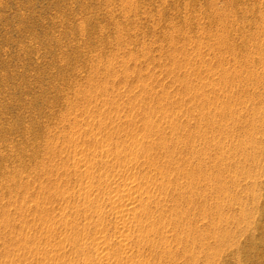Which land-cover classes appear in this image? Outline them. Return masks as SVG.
Segmentation results:
<instances>
[{
	"label": "rangeland",
	"instance_id": "1",
	"mask_svg": "<svg viewBox=\"0 0 264 264\" xmlns=\"http://www.w3.org/2000/svg\"><path fill=\"white\" fill-rule=\"evenodd\" d=\"M0 264H264V0H0Z\"/></svg>",
	"mask_w": 264,
	"mask_h": 264
},
{
	"label": "bare ground",
	"instance_id": "2",
	"mask_svg": "<svg viewBox=\"0 0 264 264\" xmlns=\"http://www.w3.org/2000/svg\"><path fill=\"white\" fill-rule=\"evenodd\" d=\"M121 207H122V206H121ZM122 208H123V207H122ZM122 208H121V209H122ZM134 209H135V208H134ZM119 210H120V209H119ZM122 210H123V209H122ZM124 210H125V209H124ZM123 216H125V215H123ZM124 219H125V217H124Z\"/></svg>",
	"mask_w": 264,
	"mask_h": 264
}]
</instances>
